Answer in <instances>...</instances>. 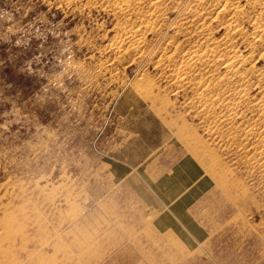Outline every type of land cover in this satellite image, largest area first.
<instances>
[{
	"label": "rangeland",
	"instance_id": "obj_1",
	"mask_svg": "<svg viewBox=\"0 0 264 264\" xmlns=\"http://www.w3.org/2000/svg\"><path fill=\"white\" fill-rule=\"evenodd\" d=\"M116 126L207 170L205 251L109 187ZM0 264H264V0H0Z\"/></svg>",
	"mask_w": 264,
	"mask_h": 264
},
{
	"label": "crops",
	"instance_id": "obj_2",
	"mask_svg": "<svg viewBox=\"0 0 264 264\" xmlns=\"http://www.w3.org/2000/svg\"><path fill=\"white\" fill-rule=\"evenodd\" d=\"M107 138L109 187L113 181L122 189L124 202L160 244L193 252L216 242L211 238L217 228L207 215L212 178L181 149L170 126H116ZM167 237L170 242L162 240Z\"/></svg>",
	"mask_w": 264,
	"mask_h": 264
},
{
	"label": "bare ground",
	"instance_id": "obj_3",
	"mask_svg": "<svg viewBox=\"0 0 264 264\" xmlns=\"http://www.w3.org/2000/svg\"><path fill=\"white\" fill-rule=\"evenodd\" d=\"M125 3H127V2H125ZM156 4H158V2L156 3ZM154 5V4H153ZM153 5H152V8H153ZM160 5V4H159ZM124 6H125V4H124ZM130 6V5H129ZM120 7V6H119ZM158 7V6H157ZM160 7V6H159ZM158 7V8H159ZM124 8V7H123ZM156 8V7H155ZM154 8V9H155ZM120 8H118V10H119ZM126 9V8H125ZM122 11V10H121ZM152 11V10H151ZM156 11V10H155ZM159 11V10H158ZM154 13H156V12H154ZM160 13V12H159ZM153 15V14H152ZM156 16V15H155ZM158 16V15H157ZM159 16H160V14H159ZM194 50V49H193ZM191 51V50H190ZM192 52V51H191ZM190 52V53H191ZM194 52V51H193ZM187 53V52H186ZM189 53V52H188ZM187 54V55H184V57H182V58H185V56H187L188 58H189V56H191V54ZM195 54H196V50H195ZM235 60H237V59H235ZM182 61V60H181ZM232 62V61H231ZM234 62V61H233ZM237 62V61H236ZM183 63V62H182ZM229 63V62H228ZM231 64V63H230ZM235 64V63H234ZM236 65V64H235ZM188 66V65H187ZM232 66V65H231ZM234 67V66H233ZM227 71H229V70H227ZM231 75V74H230ZM243 78V77H242ZM239 80V79H238ZM238 80H236L237 82H238ZM242 81V80H241ZM239 83H240V81H239ZM237 94H238V92H236ZM230 94V93H229ZM235 94V93H234ZM232 95V94H231ZM236 96V95H235ZM217 119V118H216ZM213 121V120H212ZM216 121V120H215ZM217 122H219V121H217ZM227 122V121H226ZM215 123V122H214ZM214 123H212L213 125H215ZM220 123H222V121L221 122H219V124ZM223 123H224V121H223ZM230 123V122H229ZM211 124V123H210ZM211 124V125H212ZM207 125H209V123H207ZM212 125V126H213ZM255 135V134H254ZM261 138V137H260ZM201 145V144H200ZM206 148V147H205ZM206 150V149H205ZM211 151V150H210ZM211 153H212V151H211ZM201 155V154H200ZM207 171V170H206ZM163 241H165V242H170L171 240L167 237V238H164V239H162ZM164 243V242H163ZM167 244V243H166ZM181 253V252H180Z\"/></svg>",
	"mask_w": 264,
	"mask_h": 264
}]
</instances>
